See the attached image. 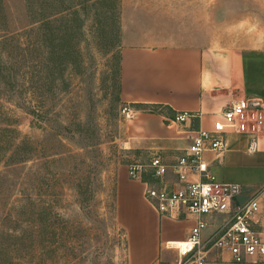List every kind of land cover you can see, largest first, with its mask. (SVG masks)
<instances>
[{
  "label": "rangeland",
  "instance_id": "rangeland-1",
  "mask_svg": "<svg viewBox=\"0 0 264 264\" xmlns=\"http://www.w3.org/2000/svg\"><path fill=\"white\" fill-rule=\"evenodd\" d=\"M181 37L264 47V0H0V264H130L121 50Z\"/></svg>",
  "mask_w": 264,
  "mask_h": 264
},
{
  "label": "crops",
  "instance_id": "crops-1",
  "mask_svg": "<svg viewBox=\"0 0 264 264\" xmlns=\"http://www.w3.org/2000/svg\"><path fill=\"white\" fill-rule=\"evenodd\" d=\"M121 87L133 110L127 122L129 143L148 150L151 158L161 156L168 169L157 176L147 162L140 178L130 177L127 167L121 169L117 211L127 232L129 263L161 264L163 256H169L167 241L187 237L196 217L184 209L178 217L159 213L146 198L145 186L176 187L179 179L173 164L188 148L190 136L200 128L212 129L231 101L250 95L264 107V47L185 38L127 43L121 50ZM181 111L190 112L186 121L177 119ZM226 140L224 149L205 151L203 157L220 181L241 185L236 198L242 202L264 184V134L254 152L248 151V133L228 130ZM229 217L206 215L203 238ZM206 264H264V257L235 262L228 251L213 247Z\"/></svg>",
  "mask_w": 264,
  "mask_h": 264
},
{
  "label": "built area",
  "instance_id": "built-area-1",
  "mask_svg": "<svg viewBox=\"0 0 264 264\" xmlns=\"http://www.w3.org/2000/svg\"><path fill=\"white\" fill-rule=\"evenodd\" d=\"M189 111H181L177 119L186 121ZM248 133V151L259 148V136L264 134V107L258 101L242 96L231 101L220 111V118L212 129L200 128L190 136L191 142L180 155L173 169L178 175L176 187L156 186L147 183L145 196L156 210L170 217H178L184 209L196 217L189 234L182 240L167 241L166 247L176 251L170 264H206L213 247L228 251L235 262H245L264 257V185L254 195L239 202L238 183L220 181L208 169L205 151H219L227 146L226 132ZM149 166L157 176L166 174L168 164L161 156L151 158ZM145 164L133 162L128 172L140 178ZM198 173L203 178L190 177ZM229 213L230 217L207 238L203 231L208 222L206 215Z\"/></svg>",
  "mask_w": 264,
  "mask_h": 264
}]
</instances>
